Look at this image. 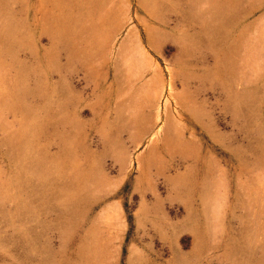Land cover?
Masks as SVG:
<instances>
[{
    "label": "rangeland",
    "instance_id": "374dc122",
    "mask_svg": "<svg viewBox=\"0 0 264 264\" xmlns=\"http://www.w3.org/2000/svg\"><path fill=\"white\" fill-rule=\"evenodd\" d=\"M0 264H264V0H0Z\"/></svg>",
    "mask_w": 264,
    "mask_h": 264
},
{
    "label": "crops",
    "instance_id": "0c3cea01",
    "mask_svg": "<svg viewBox=\"0 0 264 264\" xmlns=\"http://www.w3.org/2000/svg\"><path fill=\"white\" fill-rule=\"evenodd\" d=\"M107 35H109V33H107L104 36H102L101 41H103L107 37Z\"/></svg>",
    "mask_w": 264,
    "mask_h": 264
}]
</instances>
